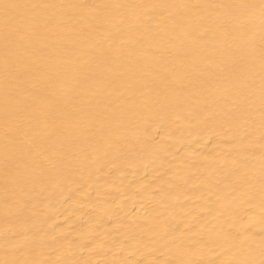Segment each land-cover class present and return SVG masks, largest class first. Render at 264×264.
Masks as SVG:
<instances>
[{
  "label": "bare ground",
  "instance_id": "obj_1",
  "mask_svg": "<svg viewBox=\"0 0 264 264\" xmlns=\"http://www.w3.org/2000/svg\"><path fill=\"white\" fill-rule=\"evenodd\" d=\"M0 264H264V0H0Z\"/></svg>",
  "mask_w": 264,
  "mask_h": 264
}]
</instances>
